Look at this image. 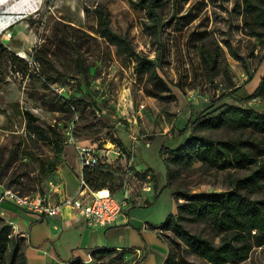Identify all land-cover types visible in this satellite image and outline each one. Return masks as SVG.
Returning <instances> with one entry per match:
<instances>
[{
  "label": "rangeland",
  "instance_id": "rangeland-1",
  "mask_svg": "<svg viewBox=\"0 0 264 264\" xmlns=\"http://www.w3.org/2000/svg\"><path fill=\"white\" fill-rule=\"evenodd\" d=\"M135 1L37 0L32 10L14 13L25 20L24 30L31 33L26 50L20 52L24 56H19L40 53L48 57L58 79L48 83L37 61L36 68L26 75L2 61L0 184L23 194L45 193L44 165L57 162L51 142L54 129L61 153L68 154L67 159L75 156L76 167L81 164L82 148L92 146L124 181V188L112 194L123 201L121 212L132 224L116 238L129 255L119 261L114 258L118 251L90 254L82 258L86 264H163L168 251L175 254L177 264H210L169 231L160 232L157 227L175 212V192L223 191L231 170L209 168L201 162L184 168L171 165L167 185L166 154L161 155L160 149L182 142L187 134L181 136L178 130L188 116L237 86L243 85V90L229 102L264 110V94L241 98L254 91L264 72V35L250 34L242 0H160L159 35L146 8ZM99 9L108 13L111 28L126 36L139 56L156 60L157 42L162 43L161 68L170 82L173 100L147 95L146 90L153 89L152 81L147 74L135 72V58L118 55L116 47L98 34ZM77 58L84 65L85 76L76 66ZM67 94L79 99L76 110H53L55 95L63 101ZM26 113L42 130L40 136L28 128ZM204 133L215 138L239 134L226 128ZM261 196L264 191L255 195ZM146 223L150 225L147 229ZM188 228L209 234L202 224ZM20 245V260L25 263V238ZM135 246H146V251L139 254L133 251ZM231 264H264V247H255L246 260Z\"/></svg>",
  "mask_w": 264,
  "mask_h": 264
},
{
  "label": "trees",
  "instance_id": "trees-1",
  "mask_svg": "<svg viewBox=\"0 0 264 264\" xmlns=\"http://www.w3.org/2000/svg\"><path fill=\"white\" fill-rule=\"evenodd\" d=\"M159 1L134 2L135 5L146 8L158 35L162 26L157 11ZM242 7L250 34L264 35V0H242ZM97 23L98 34L116 47L117 54L133 56L136 61L135 72L149 76L153 89H147V95L161 100L175 98L171 92L170 82L161 68L163 45L160 41L157 42L156 60L148 59L136 54L129 39L111 28L106 11L97 10ZM34 59L46 73L47 82L55 83L58 72L53 62L40 53H35ZM209 60L211 61V58ZM2 61L22 75L32 73L26 59L10 50L0 40V65ZM76 66L85 76L86 71L80 58L76 59ZM85 83L88 84L86 77ZM242 90L243 85H240L222 93L200 111L189 115L184 126L178 130L181 136L187 134L183 141L176 146H164L160 149L161 155L166 154L163 162L167 185L172 174L171 165L184 168L201 162L209 168L231 170L227 174V187L223 191L175 192L178 200L175 212L169 213L164 222L157 227L160 232L169 231L193 254L210 264L239 263L246 260L255 247H264V196L255 197L264 191V110L228 101L229 98L239 96ZM263 94L264 72L254 91L242 95L241 98L246 100ZM64 96L66 99L62 101V97L55 95L52 109L70 112L76 110L75 105L79 99L74 95ZM26 115L28 128L40 136L42 130L34 124L33 119H29V113ZM218 128L233 129L239 134L228 138H215L204 133L205 130ZM51 142L54 143V153L57 154L60 151V139L54 129L51 130ZM114 142L121 146L119 141ZM52 165H44L46 176H51ZM117 172L109 164L98 162L93 167L83 166L81 176L90 189L99 191L106 188L110 193H115L124 188V181L116 176ZM112 182H117V185L111 184ZM157 196L158 192L155 198ZM0 222V264H26L20 260L22 237L14 235L11 225L1 218ZM195 224L206 227L209 231L208 236L188 228V225ZM117 251L114 258L122 261L128 252L126 249L119 251L114 248H98L91 254H110ZM66 264L86 262L74 258ZM163 264H177L175 254L168 251Z\"/></svg>",
  "mask_w": 264,
  "mask_h": 264
},
{
  "label": "crops",
  "instance_id": "crops-1",
  "mask_svg": "<svg viewBox=\"0 0 264 264\" xmlns=\"http://www.w3.org/2000/svg\"><path fill=\"white\" fill-rule=\"evenodd\" d=\"M36 1L0 0V40L20 56H24L20 52L24 53L26 50L24 47L30 42L31 33L28 29L24 30L25 20L17 19L14 13L32 10ZM15 38L21 39L15 41ZM55 155L57 162L52 165V174L46 176L47 190L41 194L51 203L58 202L63 196L74 195L82 173V165L76 167L73 161L75 156L67 159L69 155L61 153V150ZM3 187L5 186L0 184V192ZM0 212L4 222L15 225L14 235L26 239V264H66L74 258H86L98 248L128 250L120 247L116 240L124 228L132 227L128 215L122 212L114 223L106 227L87 225L78 211L68 207H64L59 215L41 216L33 212L27 213L12 203L1 202ZM132 249L140 254L141 251H146V246L144 249L136 246Z\"/></svg>",
  "mask_w": 264,
  "mask_h": 264
},
{
  "label": "built area",
  "instance_id": "built-area-1",
  "mask_svg": "<svg viewBox=\"0 0 264 264\" xmlns=\"http://www.w3.org/2000/svg\"><path fill=\"white\" fill-rule=\"evenodd\" d=\"M30 70L36 68L37 62L32 55L24 57ZM16 73H20L16 71ZM81 165L93 167L102 162L92 146L83 147L80 151ZM125 197L128 196L125 190ZM9 202L26 211L39 215L56 216L61 213L64 207L78 211L86 220L87 225L93 227H106L115 222L121 213L122 200L115 198L114 194L107 190L100 194V191L90 189L84 182L82 176L79 178V187L74 195L63 196L58 202L51 203L41 194H23L11 187H3L0 192V203ZM2 214L0 212V218ZM14 233L15 225L10 224ZM149 227L148 224L145 225Z\"/></svg>",
  "mask_w": 264,
  "mask_h": 264
},
{
  "label": "bare ground",
  "instance_id": "bare-ground-1",
  "mask_svg": "<svg viewBox=\"0 0 264 264\" xmlns=\"http://www.w3.org/2000/svg\"><path fill=\"white\" fill-rule=\"evenodd\" d=\"M99 191H100V194H104V193L107 192V189H101V190H99Z\"/></svg>",
  "mask_w": 264,
  "mask_h": 264
}]
</instances>
